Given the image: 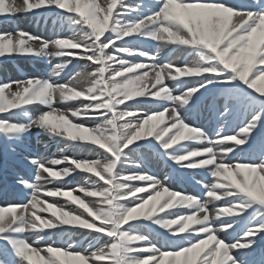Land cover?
I'll return each instance as SVG.
<instances>
[{
    "label": "clouds",
    "instance_id": "obj_1",
    "mask_svg": "<svg viewBox=\"0 0 264 264\" xmlns=\"http://www.w3.org/2000/svg\"><path fill=\"white\" fill-rule=\"evenodd\" d=\"M180 2L203 15L181 19L171 0L135 6L127 0H8L14 12L37 13L46 26L52 23L50 39L24 31L0 34V59L48 65L47 77L0 82V132L10 146L37 129L105 156L31 160L35 182L16 185L23 202L0 204V264H33V256L60 264L53 253L75 264H160L165 255L208 242L204 256L212 259L202 264H248L247 256L264 242V220L232 242L221 236L246 214L264 217V154L258 161L230 160L238 151L252 153L253 134L264 126L261 115L245 123L239 111L244 88L264 97L256 88L264 82V49L252 64L246 56L264 7L252 12L221 0ZM125 12L135 18L124 20ZM133 40L147 43L120 46ZM139 103L156 110L131 107ZM37 108L46 111L33 112ZM205 108L212 128L198 126ZM15 115L25 119H8ZM86 119L100 123H80ZM152 160L172 170L161 178L151 170ZM123 167L149 170L123 173ZM177 170L206 173L208 183L193 177L203 198L169 186ZM76 172L90 182L48 187ZM138 224L157 230V242L137 231ZM103 238L109 242L101 244ZM180 241L183 247L158 246Z\"/></svg>",
    "mask_w": 264,
    "mask_h": 264
},
{
    "label": "rangeland",
    "instance_id": "obj_2",
    "mask_svg": "<svg viewBox=\"0 0 264 264\" xmlns=\"http://www.w3.org/2000/svg\"><path fill=\"white\" fill-rule=\"evenodd\" d=\"M246 1L243 3L242 0H221V2L231 5L233 8L239 9L241 11H252V12H258L261 10L262 7H264V0H244ZM143 3L145 5H151L155 4L156 0H127V3L130 5H137L139 3ZM8 0H0V5H3V7H0V34H15L19 31H24L27 33H31L34 36H42L45 39H50L51 35L48 31V28L51 27V20L48 21L47 26L45 25L44 19L42 16H40L37 13L28 14V13H16L10 8L7 7ZM147 11V9H145ZM171 11L174 15L180 17L184 20H193L197 17H200L203 15V13L198 9L193 10H186L180 0H171ZM134 12H125L123 14L124 20H131L135 18ZM144 43H147L146 41H129L127 44H122L120 46H128L131 48H140ZM261 49H264V20H261L258 23V26L256 30L253 32L250 42V47L248 51L246 52V56L248 57V63L252 64L259 56V53ZM147 50V49H146ZM55 63V61H53ZM81 65H83L86 62H79ZM46 74H48V65L45 61L39 60V59H32V58H22L17 57L13 59H0V82H4L7 80H23L28 77H46ZM230 86V85H229ZM256 88H258L260 91H264V82H259L256 85ZM246 90L247 96L245 97V106H248L250 109V118L249 121L252 119L254 115H261L262 118L264 112V102L262 101V96L259 94L258 91H253L248 88H244V91ZM133 108H142L145 111H154L156 110L154 107H148L144 103L139 104H133L131 105ZM46 111L44 108H37L33 109V112H42ZM207 118H210V114L208 113L207 109H204V118L200 119L203 121H207ZM8 119L11 120H17L21 121L25 118L20 115H15L8 117ZM80 123L94 126L98 123H100L97 119H86L80 121ZM240 125L237 124V127ZM209 128L214 127V124L211 123ZM257 131H261V127H259ZM254 137H252V140ZM258 140L255 142L257 143ZM88 144L84 145H67L66 142L62 140L56 139H50L46 134L40 132L37 129H33L29 134L23 136L21 138V141L18 143H13L10 146L9 142V136H6L3 132H0V147L7 148L4 155H7V151H10V154H8V157L11 162L18 163L20 165H23L24 167H32V175L27 178L26 181L28 182H35V176H36V168L33 164L25 163L21 159H23L20 154L19 147H22L25 150H33L35 155L28 156L27 161L31 162V160L36 159L38 161L47 162L51 159H59L62 157H69L77 161H93L97 159H103L105 154L102 153V151L99 148L94 147L93 150L87 149ZM191 147H201V145H191ZM264 147V141H261L260 143V154H256L254 152L248 153L247 151L237 153H233V155L230 157V160H236V159H254L259 160L260 156L264 154V152L261 151V148ZM1 156H3L1 154ZM1 159V157H0ZM19 167V165L15 164ZM152 168L151 170L153 173L157 176H160L161 178L171 171V166L165 168L163 164L160 161L152 160L151 161ZM67 164H61L58 167L64 168L68 167ZM149 169H137L134 167H123L121 171L123 173L133 172V171H148ZM18 171L16 169H11L10 172H7V170L3 167H0V173L4 174V177L8 180L7 182V189L10 191L11 195L17 196L19 198L23 197L18 193V189L16 188V185L24 181L21 179V176H18ZM7 174V175H6ZM206 176V173L202 171H189V172H183L180 173L177 170V177L172 180L169 184V186L176 190L177 192H184V193H190L188 190L189 186L197 188L200 193L203 194V188L195 183V180H199V176ZM193 177L195 180H193ZM254 177H250L252 179ZM233 179H235L233 177ZM91 178L86 176L84 173L76 172L74 175L67 178V180L60 181V182H54L52 184H49L48 187L50 188H63V189H71L75 188L78 185H85L86 181L90 182ZM208 180V177H207ZM205 183V182H204ZM264 183V182H261ZM12 185L14 187H12ZM187 186V188L185 187ZM12 187V189H11ZM184 189V191H183ZM2 194V193H1ZM192 194V193H190ZM196 196H200V194H192ZM201 197V196H200ZM203 198V197H201ZM221 203H224L222 201ZM174 215L179 213H173ZM251 214H246L244 217L240 218L236 226L231 229L227 233H221V236L224 240L228 242H232L234 240H237L240 238L242 233L249 227H252L254 225H259L262 220H264V217H261L259 213L255 214V217L252 219H249V216ZM151 225L147 224H138L136 225V230L144 233L146 235H150L154 242H157V236L155 235V231L153 230L152 233L149 232V228H151ZM55 239V237H53ZM91 239V238H90ZM192 239H197L196 236H193ZM233 239V240H231ZM47 243H51V241H46ZM109 241L107 238H103L100 240V243H108ZM87 243V242H86ZM162 246L164 249L168 248H177V247H183L184 242L180 241L177 243L172 244H166V245H159ZM211 246V242H208L206 244L201 245L198 248H195L187 253H180L178 255H165L161 258L160 264H202V261L205 260H211V257H205L204 252L207 250L208 247ZM53 256L60 261V264H75L73 258L71 257H65L57 253H53ZM249 256V255H248ZM247 256V260L249 257ZM219 259V256L216 257V260ZM33 264H44V261L42 258H38L36 261H33ZM212 264H216V261H212ZM254 264V263H252Z\"/></svg>",
    "mask_w": 264,
    "mask_h": 264
},
{
    "label": "bare ground",
    "instance_id": "obj_3",
    "mask_svg": "<svg viewBox=\"0 0 264 264\" xmlns=\"http://www.w3.org/2000/svg\"><path fill=\"white\" fill-rule=\"evenodd\" d=\"M181 62H183V61H181ZM46 77H47V74H46ZM9 80H7V81H9ZM74 106L75 105H59V107H74ZM241 116L243 117V120L246 123L247 117H248L247 116V113L246 112H243L241 114ZM6 149L7 148H4L3 146L0 147V157H1V159H0V167L5 168L7 170V172H10L11 169L12 170L13 169H16L18 171L17 172L18 175L16 177L21 176V179H23L24 181H26L27 178L32 175V167H30V166L29 167H26V166L24 167L23 165H20L18 163H15V164L19 165V167L16 166L13 162L10 161V159L8 157V154H10V151H7L8 154L7 155H4ZM19 149H20V152H21L20 156L23 158L21 160L24 161L25 163L32 164L31 162L27 161V158L26 157L35 155L34 152H33V150H30V149L25 150L26 148L23 149L22 147H19ZM1 154L3 156H1ZM3 177H4V174L0 173V179L3 178ZM207 183H208V180H207ZM37 259H38V257H35V256L32 257V261H36Z\"/></svg>",
    "mask_w": 264,
    "mask_h": 264
},
{
    "label": "trees",
    "instance_id": "obj_4",
    "mask_svg": "<svg viewBox=\"0 0 264 264\" xmlns=\"http://www.w3.org/2000/svg\"><path fill=\"white\" fill-rule=\"evenodd\" d=\"M262 98L264 99V97H262ZM87 149L92 150V149H94V148H92V147H87Z\"/></svg>",
    "mask_w": 264,
    "mask_h": 264
}]
</instances>
